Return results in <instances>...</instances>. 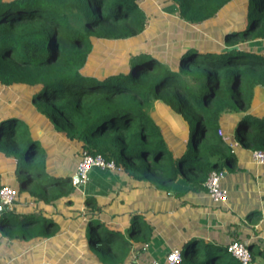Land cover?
Returning <instances> with one entry per match:
<instances>
[{
	"label": "trees",
	"instance_id": "1",
	"mask_svg": "<svg viewBox=\"0 0 264 264\" xmlns=\"http://www.w3.org/2000/svg\"><path fill=\"white\" fill-rule=\"evenodd\" d=\"M171 1L183 22L206 24L215 40L222 35L224 45L209 40L185 47L173 68L152 53L127 47L148 21L131 0H0L5 100L0 101V154L16 160L24 174L19 193L54 208L73 205L76 188L73 176L51 171V152L36 161L42 153L38 129L16 113L23 102L34 105L80 157L87 153L114 162L139 184L138 191L145 184L147 192L159 196L168 195L178 179L206 190L211 172L235 168L232 138L223 134L227 122H233V141L251 152L264 151V110H255L258 94L264 95V0ZM229 5L233 14L243 9L245 23L236 25L233 14L222 13ZM101 45L105 50L98 55ZM112 47L120 56H106ZM159 104L180 129L171 140L157 114ZM125 203L83 200L85 223L78 232L90 258L71 264L138 263L155 230ZM127 215L122 230L119 223L128 221ZM41 216L15 217L4 209L0 229L13 239L51 240L60 227L50 215ZM201 244L203 252L197 241L182 246L178 264L187 258L190 264H219L225 255L229 260L223 264H240L229 245Z\"/></svg>",
	"mask_w": 264,
	"mask_h": 264
},
{
	"label": "crops",
	"instance_id": "2",
	"mask_svg": "<svg viewBox=\"0 0 264 264\" xmlns=\"http://www.w3.org/2000/svg\"><path fill=\"white\" fill-rule=\"evenodd\" d=\"M138 6L147 16L146 30L152 28V17H156L155 14L159 15L161 19L160 23L163 26L160 29H155L157 33L153 37H148V39L140 42H136L135 38V43L133 41L126 42L129 49L134 48V50L147 51L156 55L162 61L169 63L167 59H162L161 55L166 56L167 54L175 53L178 56L185 47H199L201 43L209 40L215 44L224 45V42H220L218 38L214 39L213 32L208 28L203 33L199 31L202 37L198 39L199 36L195 35L199 33L194 30L198 26L183 22L178 16L177 5L171 0H144L138 2ZM158 37H162V39H157ZM159 48H163V52H167L168 49H171L173 52L161 53ZM2 100L5 101L3 98L0 101ZM263 108L264 101L259 104L255 102V110L261 112L264 110ZM18 111H22V107L16 110L17 115H19ZM161 120L165 122V120ZM232 123V121L227 122L223 131L224 137L232 138L231 143L236 145L233 147L237 156L235 168L222 172L221 184L228 191L226 204L213 205L206 190H194L193 186L183 179H178L173 184L168 195L159 196L154 192H147L145 184H143L145 189L143 190L142 188L138 191L139 184L132 180L130 181L119 170L107 171L95 168L90 172L87 182H90L92 179V184L97 183L99 174L102 173H113L123 178L126 181L125 185L127 189L124 195L121 196L125 200L128 210L140 213L153 225L155 236L148 246L143 247L145 254L140 259H137V262L138 260L149 262L153 259L163 261L171 251L180 250L185 244L197 241L200 244L214 243L224 246L232 242H239L249 249L252 256V264H264V166L254 163L251 151L242 148L236 141H233ZM47 124L44 128L51 129ZM165 124L168 128L165 136L168 140H171L170 136L178 135L180 129L174 120H172V126L166 122ZM38 126L35 124L36 128ZM38 133L37 131V135ZM54 137L57 139L56 135ZM64 141H61L63 142L62 144L68 147L69 143ZM53 149L51 146L55 170H62L56 161V157L58 156H56L57 154L54 153ZM17 172L16 160L6 158L0 154V182L3 187L12 188L17 192L16 200L10 209H6L0 204V208L2 206L0 217L4 209L15 217L31 216L35 213L41 215L48 214L60 228L61 224L67 226L68 222L64 223L61 221L62 218L79 210H74L73 205L66 206L64 203L54 208L45 206L42 203H34L27 192L24 191L25 194L18 192L19 180L23 176L17 174ZM54 173L63 176L65 174L66 176L70 175L68 171L64 173L54 171ZM10 183L17 184L18 187H11ZM61 206L66 208V215L61 210ZM118 208L125 211L124 207L120 204H118ZM129 211H126V213L128 214ZM128 216V221L119 223L122 230L129 224ZM81 227L78 223H75L72 229L76 231V240H79L77 242L79 247L85 252V243H83L78 232ZM53 240H55V237L47 241L39 239L30 241L13 239L0 229V264H39L46 261L62 264L64 262L61 261L62 259L59 254L64 255V253L52 249L50 244L53 243ZM255 252H258L256 259L253 257ZM136 254L137 251L135 250L133 256ZM79 261L81 262V260ZM71 262L68 261L64 264H71Z\"/></svg>",
	"mask_w": 264,
	"mask_h": 264
},
{
	"label": "rangeland",
	"instance_id": "3",
	"mask_svg": "<svg viewBox=\"0 0 264 264\" xmlns=\"http://www.w3.org/2000/svg\"><path fill=\"white\" fill-rule=\"evenodd\" d=\"M160 1V0H159ZM242 0H238L237 2H240ZM132 3L137 4L138 2L136 0H131ZM160 3V2H159ZM242 3H238L235 6L237 7H242ZM238 11H236V13L233 14V11H230V5L225 8L222 13H225L226 11L229 12V14H233V21L232 23L238 25L242 22L245 23V19L242 16V10L241 9L239 11V9H237ZM156 17H152V28L150 30H144L142 33H140L137 37H136V42H140L142 40L148 39V37H153L157 32L155 31V29H160L163 25H161L160 21V17L158 14H155ZM208 24H212L211 22H208ZM198 27H196L194 30H196L199 34L196 33L195 36H199L198 39H200L202 37V35H200V32L203 33V31H207V27L206 25H197ZM216 28V26H214ZM200 31V32H199ZM210 32V31H209ZM162 37H158L157 39H159ZM220 42H226L224 40V38H222V35L218 38ZM209 40V39H208ZM135 41L133 40V43H135ZM130 43V44H133ZM104 46L101 45V47H99V51L101 52H97L98 55H101L102 52L105 50V48H103ZM261 47H264V45H262ZM121 48V46H120ZM119 49V48H118ZM134 49V48H133ZM157 49V48H156ZM158 50V49H157ZM159 50L161 51V53H168L173 52L171 49H168L167 52H163L164 49L163 48H159ZM115 53V57L120 56L117 53V49H115L114 47L109 48L108 53L106 52V56L109 55H113ZM162 59H167V61H169V64L171 65V67L175 68L177 67L178 64V56L175 53H170L167 54L166 56L161 55ZM4 89L2 87H0V100L4 97H2V93H4L3 91ZM6 92V91H5ZM263 94L259 93L258 97L256 99V103H261L263 102ZM17 98H19L17 96ZM19 106L22 107V111H18L19 115L22 116L21 118L25 121L32 122L33 124H36L38 126V135L37 138L39 140L40 146H41V156L39 155L36 159L37 162H40L41 157H47V155H49V152H51V146L54 148L53 151L54 153H56L58 157H56V161L58 163V165L60 166V168L62 170H51V171H55V172H70V176H74L75 170H76V163H78L80 156L78 155V148H75V146L71 145L70 143L67 145H63L61 142L62 140H64L60 134H57L55 132H51L52 130L49 128H44L46 126L47 121L42 119V117L38 116L37 113V108L34 105H29V104H25L24 102L19 104ZM156 110H157V114L158 116L165 120L166 123L168 124H172V120L173 118L169 115L168 110L163 107L162 105H157L156 106ZM24 111H26L24 113ZM24 114V115H23ZM172 126V125H171ZM51 132V133H50ZM54 135H53V134ZM57 136L56 137L54 136ZM61 140V141H60ZM65 142V141H64ZM66 144V143H65ZM54 157V158H55ZM20 166L18 168V172L17 174H21L22 176H24V174H22L20 172ZM20 176V175H19ZM66 176V174H65ZM94 179V178H93ZM91 182H93V180L91 179V181L87 182L84 185L78 186L75 188L74 193L72 194V199H73V207L74 210H79V212H75L71 215H66V208L64 206H61V210L65 213V217L62 218L61 221H63L64 223L67 221V226H63L62 224L60 225L61 228L59 230V232L56 234L55 236V240H53V243H51V247L52 249L57 250L60 253H64L63 254H59V256L61 257V261L66 263L68 261H79L83 258H90L88 255H86L85 252H83V250L79 247L78 243L79 240L77 239L76 236V231L75 229H72V226H74L75 223H78L79 226H83V224L85 223L84 220V213H85V208L82 205V201L86 198V197H101V198H105L106 200L108 199H112L115 198L116 200H120L122 199V196L124 195V193L126 192V185H125V180L123 178H120L119 175L117 174H109V173H102L99 174V180L97 179V183L96 184H92ZM11 187H18L17 184H13L10 183ZM35 187V186H34ZM35 188H32V190H34ZM23 194H25V192H23ZM122 195V196H121ZM59 212V211H58ZM57 216L58 214L55 213ZM37 217H42L41 214H34ZM60 217V216H58ZM200 248H198V250L200 252H203L204 247L202 246V244L199 243ZM50 248V247H49ZM258 252H255L254 254V258H257V254ZM154 260V259H153ZM156 260V259H155ZM189 258L184 260L185 264H190L189 262ZM229 260V255H225V257L223 258V260L221 261L222 263L219 264H223L224 262ZM160 261V260H159ZM138 262H146L145 260H138Z\"/></svg>",
	"mask_w": 264,
	"mask_h": 264
},
{
	"label": "built area",
	"instance_id": "4",
	"mask_svg": "<svg viewBox=\"0 0 264 264\" xmlns=\"http://www.w3.org/2000/svg\"><path fill=\"white\" fill-rule=\"evenodd\" d=\"M142 2L144 0H136ZM236 146V145H231ZM252 160L258 165L264 166V151L251 152ZM118 171L114 162H107L101 156H93L87 153H83L80 157V161L76 166V170L73 176V185L75 187L84 185L89 177L90 172L93 169ZM79 180L75 182L74 178ZM222 173L215 171L211 172L206 180L205 189L213 205L226 204L228 199V191L222 187ZM17 197L16 190L3 187L0 189V202L6 209H10ZM228 252L234 257L240 264H252V256L249 249L239 242H232L228 246ZM181 261V252L179 250H173L166 255L163 261L151 260L149 262H138L136 264H178Z\"/></svg>",
	"mask_w": 264,
	"mask_h": 264
},
{
	"label": "water",
	"instance_id": "5",
	"mask_svg": "<svg viewBox=\"0 0 264 264\" xmlns=\"http://www.w3.org/2000/svg\"><path fill=\"white\" fill-rule=\"evenodd\" d=\"M74 180H75V182H78L79 179H78L77 177H75ZM0 204H1V202H0ZM1 205H2V204H1ZM1 210H2V206H1V208H0V211H1Z\"/></svg>",
	"mask_w": 264,
	"mask_h": 264
}]
</instances>
